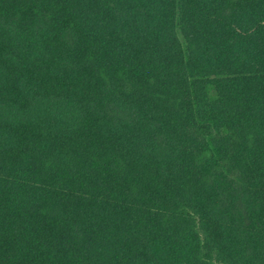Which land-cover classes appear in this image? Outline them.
Here are the masks:
<instances>
[{
    "label": "trees",
    "instance_id": "1",
    "mask_svg": "<svg viewBox=\"0 0 264 264\" xmlns=\"http://www.w3.org/2000/svg\"><path fill=\"white\" fill-rule=\"evenodd\" d=\"M0 264H264V0H0Z\"/></svg>",
    "mask_w": 264,
    "mask_h": 264
}]
</instances>
